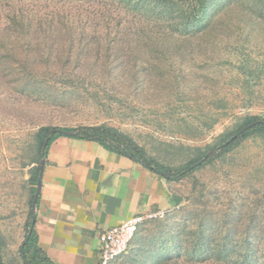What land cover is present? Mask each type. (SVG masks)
Here are the masks:
<instances>
[{"label":"rangeland","instance_id":"obj_1","mask_svg":"<svg viewBox=\"0 0 264 264\" xmlns=\"http://www.w3.org/2000/svg\"><path fill=\"white\" fill-rule=\"evenodd\" d=\"M0 0V247L17 264L40 127L106 124L179 166L264 117V0ZM115 264H264V134L175 182ZM223 256L218 257V252Z\"/></svg>","mask_w":264,"mask_h":264},{"label":"crops","instance_id":"obj_2","mask_svg":"<svg viewBox=\"0 0 264 264\" xmlns=\"http://www.w3.org/2000/svg\"><path fill=\"white\" fill-rule=\"evenodd\" d=\"M176 181L97 141L61 135L48 148L33 214L39 244L52 264H100L101 233L173 209Z\"/></svg>","mask_w":264,"mask_h":264},{"label":"trees","instance_id":"obj_3","mask_svg":"<svg viewBox=\"0 0 264 264\" xmlns=\"http://www.w3.org/2000/svg\"><path fill=\"white\" fill-rule=\"evenodd\" d=\"M209 1L210 0H196L195 6H197V9L195 12V18L197 19V21H199L201 18L203 19L207 14L209 9ZM254 122L256 123L248 127V125ZM57 128L59 127L45 125L40 127L36 135V165L32 169L30 177V181L33 184L32 197L30 200V210L28 213L27 221L25 223V238L19 248L23 264H52L44 249L39 244L37 232L35 230V225L33 222L34 211L32 209V204L35 192L37 190L38 177L41 172L40 159L42 157V153L45 152L46 158L51 142L57 137L64 135L63 133L56 131ZM62 129L75 131L76 134L72 135L74 137L97 141L109 150L117 151L136 161L142 162L148 168L158 172L159 174L165 176L170 180H180L185 176H188L191 173L195 172V170L221 157L222 155L230 151L234 146L241 144L242 141L246 138H249L256 134L263 135L264 117H244L243 123L239 125L235 130L231 131L228 135H226L220 143L208 145L204 149L198 148V151L196 152V155L194 157L186 161L184 164L175 167L164 165L155 158L150 157L146 150L142 146H140L134 139L113 126H109L106 124H88L80 125L77 127H63ZM235 135V139L225 145V143ZM47 139L48 143L46 144L45 141ZM204 158L205 160L201 164H199V162ZM175 201L176 205L180 204L182 202V198L176 195ZM28 233H30V236L28 240H26ZM223 252L224 251L218 252V257L223 256ZM244 262L249 264L250 258H246ZM0 264H5L3 254L1 252V247Z\"/></svg>","mask_w":264,"mask_h":264},{"label":"built area","instance_id":"obj_4","mask_svg":"<svg viewBox=\"0 0 264 264\" xmlns=\"http://www.w3.org/2000/svg\"><path fill=\"white\" fill-rule=\"evenodd\" d=\"M164 210L134 215L125 222L115 225L100 235V264H113L127 252L131 240L147 218L163 217Z\"/></svg>","mask_w":264,"mask_h":264},{"label":"water","instance_id":"obj_5","mask_svg":"<svg viewBox=\"0 0 264 264\" xmlns=\"http://www.w3.org/2000/svg\"><path fill=\"white\" fill-rule=\"evenodd\" d=\"M258 122H260V121H258ZM255 123H256V122H254V123L248 125V127L251 126V125H253V124H255ZM56 131L61 132V133L65 134V135H75V134H76L75 131L64 130V129H62V128H57ZM235 137H236V135L233 136V137H231V138L229 139V141H227V142L225 143V145H227L229 142H231L232 140H234ZM45 143H46V144L48 143V139L45 141ZM206 157H207V156H206ZM206 157H205V158H206ZM205 158H204L203 160H201V161L199 162V164H201V163L205 160ZM45 161H46V158H45V152H43V153H42V157H41V159H40V168H41V172H40L39 177H38L37 190H36L35 195H34V198H33V204H32V209H33V211H35V209H36L37 200H38V197H39V195H40L41 188H42V178H43V171H44V167H45ZM29 236H30V233H28V235H27V237H26V240H28Z\"/></svg>","mask_w":264,"mask_h":264}]
</instances>
